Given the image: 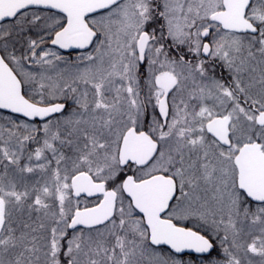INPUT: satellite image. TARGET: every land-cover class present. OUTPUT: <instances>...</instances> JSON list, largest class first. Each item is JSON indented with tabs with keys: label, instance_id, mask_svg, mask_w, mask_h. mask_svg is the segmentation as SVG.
I'll return each instance as SVG.
<instances>
[{
	"label": "snow or ice",
	"instance_id": "1",
	"mask_svg": "<svg viewBox=\"0 0 264 264\" xmlns=\"http://www.w3.org/2000/svg\"><path fill=\"white\" fill-rule=\"evenodd\" d=\"M0 264H264V0H0Z\"/></svg>",
	"mask_w": 264,
	"mask_h": 264
}]
</instances>
